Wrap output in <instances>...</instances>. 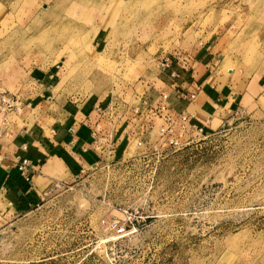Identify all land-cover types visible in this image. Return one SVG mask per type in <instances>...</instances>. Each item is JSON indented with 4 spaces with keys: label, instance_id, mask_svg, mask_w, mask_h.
<instances>
[{
    "label": "rangeland",
    "instance_id": "rangeland-1",
    "mask_svg": "<svg viewBox=\"0 0 264 264\" xmlns=\"http://www.w3.org/2000/svg\"><path fill=\"white\" fill-rule=\"evenodd\" d=\"M82 1L0 0V83L13 74L33 104L19 127L45 137L97 101L141 107L168 91L160 60L200 44L206 105L193 110L210 135L160 151L154 125L81 172L73 152L46 155L48 178L21 196L4 161L0 264H264V0Z\"/></svg>",
    "mask_w": 264,
    "mask_h": 264
},
{
    "label": "crops",
    "instance_id": "crops-1",
    "mask_svg": "<svg viewBox=\"0 0 264 264\" xmlns=\"http://www.w3.org/2000/svg\"><path fill=\"white\" fill-rule=\"evenodd\" d=\"M187 54H189L191 57V68L187 72L179 71L180 75L173 80L176 81L175 84L178 86V88L182 89L183 92L195 93V98L192 101H189V103L186 101H182L179 98L178 92H176L172 87H169L170 81L167 82V84L163 82L162 83L170 93L169 104L172 110L175 113L186 111L188 113L194 114L193 120L201 125L197 113L194 112L195 110H193V108L197 109V111H201V108H205L206 102L202 99L200 93L207 81L199 80L198 76L200 75V73L197 70L202 65V63L205 62V59L208 57V55L211 54V51L207 50L205 46H200V44H198V46H196V49H194L192 52L188 51ZM173 68L175 69V67ZM205 68H207V66ZM170 70L171 69H167L166 71L170 72ZM15 78L16 77H14L13 74H5L3 75L1 79L2 81L0 83V85H4L3 87L12 95H18L22 90L18 89L19 83H16ZM28 85V87L31 88L28 90L29 94L35 93L34 90L37 89L36 86L32 85L30 81L28 82ZM10 86H13L14 89H9ZM153 88L155 89V87ZM22 101L28 107L27 103L29 102H27L26 99H23ZM99 102L100 101H97L93 107V110H90L89 112L87 111L85 118L77 123H73L70 126L65 127L63 123H59V128H57V125L47 126V136L45 137L43 134L37 136L36 132L30 130V128L24 125L25 121H22V119L21 121L23 122V125L22 127H19V123L17 122L16 118L18 114L14 112L6 114V117H8L12 123L9 132L11 131V138H13L12 142L17 143V148L13 150L15 157H9V150H7L6 148L11 147V142L9 141L10 143H7L8 140L4 137L5 133H0V167H2L4 161H8L11 164V166L6 165L5 169L8 173H12L13 170L18 175L20 191L18 190L17 192L20 196L23 195V190L30 189L33 182L38 180L39 177L43 179L48 178L43 174V167L48 164V160H46V162L44 160V156L46 155H49V158L54 156L57 159L64 161L66 153H75L76 156H74L80 163L79 172H81V169L87 166V164L93 166L94 164L98 163V158L100 156H98V154L92 149L91 144L93 141V136L91 135V132L96 121H99L100 123L104 122L98 111L105 108V106L103 103L100 104ZM151 102L152 101H149V103ZM29 104L30 106L33 105L32 103ZM50 106L51 105H49V107ZM131 110L127 109V111L124 113H117L115 122L118 121L119 124L114 126L115 129L111 128V134L114 136L116 143L120 145L119 148L125 145V142L127 143L130 140L129 138H127L128 131L133 130L135 133L141 134L144 130V127L147 125L148 120H150V115L147 113L145 107L141 106V116L133 114ZM48 115L53 117L51 113H49ZM0 117H2L1 120L3 121L4 114L0 113ZM57 151L58 153H60L57 154ZM61 155H63V158L61 157ZM25 158H27L34 167V172L31 178L32 182H27V180L21 176L16 166V163L19 159ZM65 160L66 162L69 161L67 156ZM11 183L12 182H10V184ZM36 190H38V187L36 188Z\"/></svg>",
    "mask_w": 264,
    "mask_h": 264
},
{
    "label": "built area",
    "instance_id": "built-area-1",
    "mask_svg": "<svg viewBox=\"0 0 264 264\" xmlns=\"http://www.w3.org/2000/svg\"><path fill=\"white\" fill-rule=\"evenodd\" d=\"M191 57L189 54H185L178 51L167 57H163L160 60L159 68L162 71L167 69L170 70V83L169 87H172L176 92H178L179 98L182 101H192L195 98V93H185L182 89L178 88L175 84L176 81L173 79L180 75L179 71L187 72L191 68ZM175 67V69L173 68ZM148 81L144 82V85H148ZM170 93L169 91L159 92L158 98L153 100L151 103L149 101H144L142 106L145 107L147 113L150 115L147 125L144 127L142 132L150 129H154L156 125L157 134L159 135V141L154 146V149H159L160 151L167 150L172 147H180L190 143L194 140L193 138L198 137V139H203L210 135L203 130V127L199 125L195 120H193L194 114L188 113L186 111L175 113L169 104ZM23 108V101L17 95L10 94L4 87H0V113L4 114V119L1 124V132L7 134L11 128V121L6 117L7 113L14 112L18 114ZM141 107H134L131 111L135 115H142L140 111ZM99 115H101L103 123L96 121L94 123L91 135L93 136L92 149L97 152V149H103V147L111 146L108 148L109 152H114L116 150L121 151L120 145L116 143L114 136L111 134L110 128H113L115 123L116 115H113L114 110L108 108L106 112L99 110ZM149 121H152L149 123ZM136 135L133 130L128 131L127 138ZM130 136V137H129ZM137 137H139L137 135ZM141 144V142H139ZM128 146V144H127ZM126 146V148H127ZM17 169L21 176L27 180V182H32V174L34 172V167L31 162L25 159H19L16 163ZM95 164L94 166H96Z\"/></svg>",
    "mask_w": 264,
    "mask_h": 264
},
{
    "label": "bare ground",
    "instance_id": "bare-ground-1",
    "mask_svg": "<svg viewBox=\"0 0 264 264\" xmlns=\"http://www.w3.org/2000/svg\"><path fill=\"white\" fill-rule=\"evenodd\" d=\"M74 2H73V4L74 5H76L75 3L76 2H78L79 0H73ZM92 2H89V4L88 3H84L83 4V2H84V0L81 2V4H83V7H85V8H92V7H94V10H97V11H100V10H102V9H104L106 6H107V2H106V0H91ZM42 4V3H41ZM119 4V3H118ZM75 8V7H74ZM40 12V11H39ZM115 14V13H114ZM116 16V15H115ZM114 16V17H115ZM238 16V15H237ZM38 17V16H37ZM108 17V16H107ZM38 19V18H37ZM40 22V21H39ZM41 23V22H40ZM108 25V24H107ZM51 28V27H50ZM92 28H95V27H92ZM44 31V30H43ZM245 44V43H244ZM242 63V62H241ZM240 65V64H239Z\"/></svg>",
    "mask_w": 264,
    "mask_h": 264
}]
</instances>
